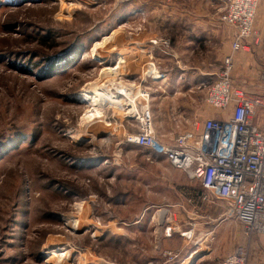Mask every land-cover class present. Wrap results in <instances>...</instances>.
<instances>
[{
	"label": "rangeland",
	"instance_id": "374dc122",
	"mask_svg": "<svg viewBox=\"0 0 264 264\" xmlns=\"http://www.w3.org/2000/svg\"><path fill=\"white\" fill-rule=\"evenodd\" d=\"M228 5L0 0V264H176L184 246L212 249V238L195 236L193 229L190 238L180 232L165 243L152 237L154 228L137 242L123 225L134 217L123 201L137 199L145 183L161 182L164 170L152 163L157 156L128 143L127 136L139 131L136 110L146 94L159 137L175 140L190 129L195 115L174 114L178 107L161 100L163 91L185 85H161L155 78L220 65L223 38L233 31L231 48L236 38L222 20ZM260 21L264 0H257L254 27ZM261 40L250 49L259 82L234 78L252 95L264 94ZM66 63L73 68L47 74ZM215 81L190 82V91L200 92L204 118L230 115V109L223 113L206 102ZM253 120L264 127V109ZM73 220L80 225H70ZM171 231L166 228L165 235ZM55 251L68 255L51 259Z\"/></svg>",
	"mask_w": 264,
	"mask_h": 264
},
{
	"label": "built area",
	"instance_id": "2783aa9c",
	"mask_svg": "<svg viewBox=\"0 0 264 264\" xmlns=\"http://www.w3.org/2000/svg\"><path fill=\"white\" fill-rule=\"evenodd\" d=\"M256 7L257 0H229L222 20L236 31L233 52L261 44V34L254 27ZM233 69V56H227L206 96V102L223 113L230 109L228 117L220 113L196 120L189 130L166 143L156 133L146 94L145 103L136 110L139 131L129 134L127 141L164 156L197 181L207 192L205 198L219 201L223 216L242 225L252 237L264 234V127L253 120L257 110L264 109V94L252 95L243 82L233 81ZM184 235L190 238V233ZM170 257L172 261L177 258ZM222 264H247V255L237 248Z\"/></svg>",
	"mask_w": 264,
	"mask_h": 264
},
{
	"label": "crops",
	"instance_id": "0c3cea01",
	"mask_svg": "<svg viewBox=\"0 0 264 264\" xmlns=\"http://www.w3.org/2000/svg\"><path fill=\"white\" fill-rule=\"evenodd\" d=\"M257 25H260L258 27L262 32V38H264V21H260ZM231 32L233 33V31H230L229 39L223 38L225 46L223 49L224 54L220 51L222 54L219 58L220 65L215 63L207 72L206 69H200V67L188 68V70H181V73L177 76L171 74L155 78L156 83L161 85H165L167 82L185 85V90L182 87L181 89L174 88L169 93L165 91L161 93L162 102L167 101V106L173 105V109L178 107L179 113L173 111L174 114L192 113L195 115L196 120L203 121L206 119L202 117L204 112L199 110L202 104L200 102V92L190 91V82L193 85H198L208 79L213 81L217 79L221 72H219L220 68L223 69L224 57L232 51L233 37ZM186 45L188 46V44ZM226 50H229V52L227 53ZM232 56L234 59L233 78L259 82V80H256L258 75L255 74V69H253L255 61L252 58L251 50L234 52ZM252 77L255 78V81ZM190 100L193 103H190ZM201 101H203V98ZM217 117H219V114ZM161 139L163 140V138ZM172 140L163 141L170 143ZM148 151L150 152V150ZM155 156L157 157H154L152 163H159L164 168L159 175L162 181L145 183L147 185L140 188L141 193L138 194L137 199L131 200L129 196L127 200L123 201L124 203L122 202L134 209L132 211L133 219H124L123 225L133 229V236L137 242V238L141 237L139 240L141 242L142 237L148 234L149 230L152 232L154 228L157 229L150 233L152 237L156 238L155 241L159 237L161 242L165 241V243H173L181 236L180 232H188L193 229L192 233L195 236L207 235L208 239L212 238L210 247L212 249L195 246L194 248L188 246V248H185L184 246L183 249L186 251L181 257L183 261L180 260L176 264H197V261H201L200 264H206L210 261L222 264L223 260L238 246L246 253L247 264H264V234L248 237L242 225H236V222L223 217L224 210L219 201L205 198L207 192L197 181L190 180L182 170L173 167L164 156ZM164 184L165 186H163ZM168 227L172 228L170 236L165 235V229ZM221 247L224 248V251L221 250ZM215 249H218V252Z\"/></svg>",
	"mask_w": 264,
	"mask_h": 264
},
{
	"label": "bare ground",
	"instance_id": "6f19581e",
	"mask_svg": "<svg viewBox=\"0 0 264 264\" xmlns=\"http://www.w3.org/2000/svg\"><path fill=\"white\" fill-rule=\"evenodd\" d=\"M95 101H96V99H94ZM85 137V136H84ZM75 138H77L76 136H73V139H75ZM78 219V218H77ZM71 220V219H70ZM70 223V222H69ZM69 225V224H68ZM70 225H72V226H74V227H78L79 225H80V223L78 222V220H73L72 222H71V224ZM76 229V228H75ZM68 255V253L67 252H60V251H55V253H53V255H52V258L51 259H53V258H61V257H65V256H67ZM51 259H49L48 261H50Z\"/></svg>",
	"mask_w": 264,
	"mask_h": 264
},
{
	"label": "trees",
	"instance_id": "16d2710c",
	"mask_svg": "<svg viewBox=\"0 0 264 264\" xmlns=\"http://www.w3.org/2000/svg\"><path fill=\"white\" fill-rule=\"evenodd\" d=\"M73 68V66H70V64L69 63H66V66H52V67H50L49 68V70H48V72H47V74L49 73V74H51V73H62L63 71H65V70H67V69H72ZM48 74V75H49Z\"/></svg>",
	"mask_w": 264,
	"mask_h": 264
}]
</instances>
